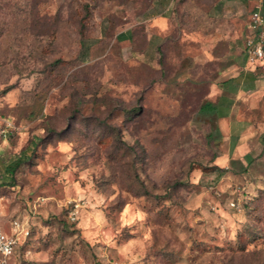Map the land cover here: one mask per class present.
Instances as JSON below:
<instances>
[{
    "label": "rangeland",
    "instance_id": "1",
    "mask_svg": "<svg viewBox=\"0 0 264 264\" xmlns=\"http://www.w3.org/2000/svg\"><path fill=\"white\" fill-rule=\"evenodd\" d=\"M152 12L0 0V117L16 127L0 174L27 160L0 188V232L29 231L7 264H264V63L214 139L198 111L216 68L186 43L156 49Z\"/></svg>",
    "mask_w": 264,
    "mask_h": 264
},
{
    "label": "crops",
    "instance_id": "2",
    "mask_svg": "<svg viewBox=\"0 0 264 264\" xmlns=\"http://www.w3.org/2000/svg\"><path fill=\"white\" fill-rule=\"evenodd\" d=\"M149 2L153 4V12L148 20V35H162L163 39L156 49L176 41L180 46L186 43L193 46V51L187 50L184 58L193 60L195 65H213L216 69L210 76L208 98L221 100L223 116L218 120L219 128L223 122L230 123L235 113L234 101L260 92L261 81L253 71L264 61L251 65L244 52L245 39L251 34L249 20L257 0ZM260 11L264 16V0Z\"/></svg>",
    "mask_w": 264,
    "mask_h": 264
},
{
    "label": "built area",
    "instance_id": "3",
    "mask_svg": "<svg viewBox=\"0 0 264 264\" xmlns=\"http://www.w3.org/2000/svg\"><path fill=\"white\" fill-rule=\"evenodd\" d=\"M262 1L257 0L255 9L251 13L248 25L251 34L246 37L244 43V52L251 65L264 61V16L260 11ZM14 132L16 127L0 117V138L6 139ZM28 235L27 227L20 220L12 223L10 233L0 232V264H7L8 259L15 254L20 239Z\"/></svg>",
    "mask_w": 264,
    "mask_h": 264
},
{
    "label": "trees",
    "instance_id": "4",
    "mask_svg": "<svg viewBox=\"0 0 264 264\" xmlns=\"http://www.w3.org/2000/svg\"><path fill=\"white\" fill-rule=\"evenodd\" d=\"M126 35H121L120 39H126ZM221 100H211L208 97L204 100V102L201 104L199 108V114L203 116H207L211 118L213 123V132L210 137L214 139H219L222 137L220 128L218 126V120L223 116L222 108H221ZM26 160V154L23 152L20 155L12 156L7 165L4 168V173L0 174V188L1 187H15L16 186V174L17 170L20 168V166L25 162ZM27 161V160H26ZM236 161H232V165H235ZM28 237V236H27ZM27 237H22V239H26ZM21 240V239H20ZM21 242L19 241L18 247L21 246ZM17 247V248H18ZM17 250V249H16Z\"/></svg>",
    "mask_w": 264,
    "mask_h": 264
}]
</instances>
